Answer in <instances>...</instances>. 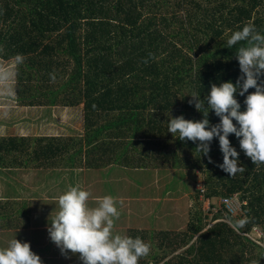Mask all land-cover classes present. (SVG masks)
I'll return each mask as SVG.
<instances>
[{
	"label": "trees",
	"instance_id": "obj_1",
	"mask_svg": "<svg viewBox=\"0 0 264 264\" xmlns=\"http://www.w3.org/2000/svg\"><path fill=\"white\" fill-rule=\"evenodd\" d=\"M248 22L264 33V0H0V57L15 64L17 54L24 57L16 64L17 99L29 106L83 104L85 129L83 138L2 135L0 168H47L65 160L71 166L84 158L87 167L115 162L197 171L203 184L184 229L129 230L151 245L139 264H264V164L254 165L230 134L246 168L230 177L218 167V138L209 162L198 141L168 132L171 116L203 119L188 102L193 91L206 99L213 83L237 81L238 46L228 49L226 41ZM246 95L236 94L241 110ZM208 119L220 120L211 110ZM233 194L246 223L238 227L222 205L208 225L197 208L200 195ZM256 226L261 242L250 235Z\"/></svg>",
	"mask_w": 264,
	"mask_h": 264
},
{
	"label": "clouds",
	"instance_id": "obj_2",
	"mask_svg": "<svg viewBox=\"0 0 264 264\" xmlns=\"http://www.w3.org/2000/svg\"><path fill=\"white\" fill-rule=\"evenodd\" d=\"M237 47L236 58L241 75L231 80L213 83L206 99L193 91L189 104H194L203 114L201 120L185 119L183 115L168 121V132L181 141L199 142L197 151L208 156L211 142L218 138L223 163L219 164L230 177L244 173L246 168L239 161L240 153L232 146L229 135L239 139L240 149L254 165L264 164V33L253 22L231 33L226 41L228 49ZM151 55V54H150ZM24 57L17 54L16 64H22ZM147 62V61H145ZM11 73L0 69V81ZM249 89H255L249 92ZM245 96V109L236 94ZM220 118L219 123L210 124L209 111ZM235 121V123H234ZM92 193L81 185H70L59 195V210L48 227L50 239L67 256L79 254L83 264H139L150 255L151 245L141 237L122 235L115 231L116 221L121 216L119 204L113 195H104L91 203ZM246 220L236 222L242 227ZM0 264H43L40 256L32 251L30 243L16 237L7 247L0 248Z\"/></svg>",
	"mask_w": 264,
	"mask_h": 264
},
{
	"label": "rangeland",
	"instance_id": "obj_3",
	"mask_svg": "<svg viewBox=\"0 0 264 264\" xmlns=\"http://www.w3.org/2000/svg\"><path fill=\"white\" fill-rule=\"evenodd\" d=\"M0 69H4L7 72L11 73L10 77L5 81H0V136H9V135H25V136H72L75 138H83L85 135V129L83 127V104H79L76 106H61V105H52V106H29L22 104L17 99V91H16V64L14 62L5 60L0 57ZM152 168V167H151ZM33 170V168H31ZM164 168L158 171V175L153 173V175L149 176V178L153 177L152 182L157 183V186H147L148 195H154L150 200H148V204H152L156 202L158 198L161 197L164 191H168L167 195L169 199L171 197H176V202H173V206L177 207L178 213H173L174 217H170L168 215V222L157 220L155 223L156 226L167 227L166 230L177 231L179 229H184L186 226V222L188 221L187 211L192 208L193 203H195V193L197 188L202 187V178L203 174L195 171L185 170L181 173L178 169ZM35 170V169H34ZM155 170V169H152ZM159 170V169H158ZM8 172L4 175H0V193H7L6 199L0 200V213L1 214H9V217H4L0 219V248L7 247L9 242L15 237L24 242L26 241V237L28 236L25 232H17L15 231L16 227H19L23 224L29 223V218L35 220L39 213L28 215H23L20 217L16 215L15 210L21 205V200L25 198H29L31 191L27 193L22 191L21 194H17V196H13L10 192H13V187L9 185L11 181H17L20 183V189H29V190H38L42 189V187L36 185L39 184L44 186L46 184H50L53 180V183L61 182L64 178V181L67 182L69 180L67 175H63L61 177L54 176L52 179L49 177H43V173L38 172H23L15 175L14 169H8ZM48 172H53L51 167L47 168ZM175 171L177 173H175ZM36 174V175H35ZM46 174V173H45ZM183 174V175H182ZM53 175V173H52ZM12 177V178H11ZM13 179V180H12ZM15 179V180H14ZM150 181V182H151ZM38 182H41L38 183ZM52 183V182H51ZM36 186L38 189H36ZM51 186V185H50ZM45 187V186H44ZM187 187V188H186ZM95 188V187H94ZM90 189L91 191H100V186L97 188ZM52 192H55V196L59 197L62 194V190L56 185L51 189ZM46 194V192H43ZM176 193V194H174ZM171 196V197H170ZM46 199L53 200L50 202H54L52 197H48V195H44ZM18 198V199H15ZM199 207L202 210L203 215L205 216V220L209 223L208 225L214 222V215L217 211L220 212L222 205L227 209L229 213L239 221L243 218V210L241 206V201L237 194H233L232 197H220L214 196L212 198H204L200 195L199 197ZM5 202V203H2ZM30 202V201H28ZM5 205V207H4ZM30 205V204H29ZM171 205V203H170ZM56 215V214H55ZM53 215L45 214L40 215L41 220L51 218ZM153 219V218H150ZM46 222V220H45ZM43 234L45 226L36 227ZM42 228V229H40ZM250 235L258 240V242L262 241L263 231L259 226L253 228ZM32 234L30 235V239ZM34 243H30L31 249L36 254H38L43 262V264H47L48 260H43V258H58L60 254L56 253H47L44 252V248L42 247L43 243L36 244L35 240L31 239ZM36 244V245H31ZM38 247V249H37ZM52 260L51 263H53ZM82 263V261H81ZM66 264V262H63Z\"/></svg>",
	"mask_w": 264,
	"mask_h": 264
},
{
	"label": "crops",
	"instance_id": "obj_4",
	"mask_svg": "<svg viewBox=\"0 0 264 264\" xmlns=\"http://www.w3.org/2000/svg\"><path fill=\"white\" fill-rule=\"evenodd\" d=\"M63 136V135H62ZM66 137V136H64ZM85 159L82 160L74 159L73 165L70 166L69 163L64 161V164L61 163L58 166L51 167L53 169V172L46 171L47 168L45 167H27V168H20L15 167L14 174H20L23 172H34L37 173L41 172L43 173V177H49L52 179L54 176L56 179L58 177H61L63 175H67L69 180L67 182L64 181V178L61 182L53 183V180L50 182V184H46L44 186H41L39 184H36L42 189H38L36 186V189L38 190H29V189H20V183L17 181V179L13 182L11 181L9 185L13 187V192H10L13 196H17V194H21L22 191L29 192L30 194V200L29 198H25L24 200H21V205L15 210L16 215H19L20 217H23V215H28V217L31 214L39 213L35 220H32L30 217L29 223L23 224L19 227L15 228V231L17 232H25L28 234L26 237V241L29 243H34L31 239L33 238L35 240L36 244L43 243L42 247L44 248V252L49 253H56L60 254L58 258H43V260H48L47 264H63V262H66V264H83L81 263V260L79 258V254H71L69 253L67 256L63 255L60 251V249L56 246L55 243H53L50 239L49 233H48V227L52 219L54 218L55 214L59 210V206L57 203L58 197H56L54 194L55 192H52L51 189L53 186H58L62 193L67 190V188L72 185L75 186L76 184L81 185L83 188L89 190L92 193L90 202L95 203L96 199L99 197H103L104 195H113L115 196L118 201L121 203L118 205L119 210L121 211V216L118 221H116L115 225V231L119 234H128L129 230L132 228H154L156 230H166L167 227L163 226H156L155 223L157 220H163L168 222L169 220L168 215L170 217H174L173 213L177 212V207L173 206V202H176V197H171V205H167V201L170 200L169 196L167 195L168 191H164L163 195L161 197H156L158 200L156 202H153L152 204H148V200H150L152 197H155L154 195L149 194L147 192V186L151 184L150 186L154 185L157 186L158 184L152 182L153 177L149 178V176L153 175V173H156L155 175H158V171L164 168L161 167H131L125 164H118L115 162L106 163V165L101 167H87L84 164ZM83 163V164H82ZM66 164V165H65ZM69 164V165H68ZM33 168V170L31 169ZM35 169V170H34ZM155 169V170H152ZM159 169V170H158ZM175 168H170L169 170H172ZM8 168H0V175H5ZM176 170V169H175ZM90 172V173H89ZM46 173V174H45ZM53 173V175H52ZM175 173H177L175 171ZM36 175V174H35ZM52 177V178H51ZM65 177V176H63ZM12 178V177H11ZM13 180V179H12ZM151 181V182H150ZM41 184V182H38ZM51 185V186H50ZM100 186V191H91L90 189L96 188L97 186ZM94 188V189H95ZM43 192H46L48 197H52L54 199V202H50L53 200H48L46 197H44ZM176 194V193H174ZM7 193L2 194L0 193V200L6 199ZM14 196V197H15ZM18 199V198H15ZM30 201V202H28ZM34 202V203H33ZM30 204V205H29ZM53 215L51 218L41 220L40 215L45 214ZM153 218V219H150ZM39 226H45V229H43L44 234L38 230ZM42 229V228H40ZM32 234L31 239L29 238ZM31 244V245H36ZM36 248L32 249L35 250ZM38 249V247H37ZM171 255L167 256L165 260L169 259ZM52 260L53 263H51ZM162 264V262L160 263Z\"/></svg>",
	"mask_w": 264,
	"mask_h": 264
},
{
	"label": "bare ground",
	"instance_id": "obj_5",
	"mask_svg": "<svg viewBox=\"0 0 264 264\" xmlns=\"http://www.w3.org/2000/svg\"><path fill=\"white\" fill-rule=\"evenodd\" d=\"M90 173V172H89ZM97 188V187H96ZM34 203V202H33Z\"/></svg>",
	"mask_w": 264,
	"mask_h": 264
}]
</instances>
